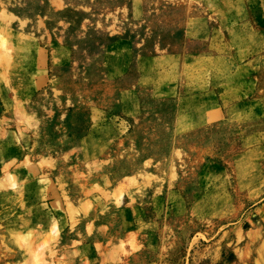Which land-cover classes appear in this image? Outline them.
I'll return each instance as SVG.
<instances>
[{
  "label": "rangeland",
  "instance_id": "1",
  "mask_svg": "<svg viewBox=\"0 0 264 264\" xmlns=\"http://www.w3.org/2000/svg\"><path fill=\"white\" fill-rule=\"evenodd\" d=\"M0 264H264V0H0Z\"/></svg>",
  "mask_w": 264,
  "mask_h": 264
}]
</instances>
